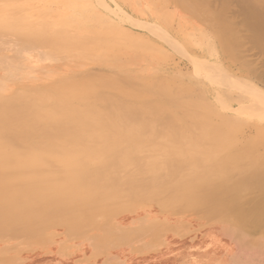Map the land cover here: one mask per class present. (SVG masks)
<instances>
[{
  "label": "rangeland",
  "instance_id": "1",
  "mask_svg": "<svg viewBox=\"0 0 264 264\" xmlns=\"http://www.w3.org/2000/svg\"><path fill=\"white\" fill-rule=\"evenodd\" d=\"M45 12L69 18L79 14L91 22L82 30L93 29L95 25L107 30L120 43L132 45L135 50L126 52L124 58L131 68L145 70L151 65L156 70L161 69L164 78H173L171 80L177 85L184 78L189 91L195 92L196 97L191 92L192 101L203 97L208 110L219 111L218 116L206 118L209 123L220 125L226 119L236 120L234 132L228 133L232 129L221 127L218 134L208 139L209 143L206 141L204 148H199L204 153L202 159L205 157L206 160L204 166L217 165L226 157L227 152H213L225 137L229 138L226 141L234 140L230 141L232 146L229 145L228 153L240 155L245 152L236 163L233 185H238L239 179L247 176V162L263 163L259 171L264 177L261 169L264 168V0H0V22L13 15L40 17ZM37 54L25 58L28 71L33 74L31 82L46 76V70L45 73L39 71L46 69L48 63ZM11 90L9 86L7 91ZM28 94L35 95L36 89ZM257 95H262L263 99ZM10 102L0 96V130ZM26 102L27 99L17 101L19 104ZM257 104L260 105L259 113ZM77 131L76 135H83ZM205 131L207 133V130L200 132ZM65 132L63 130V136ZM193 134V139L190 138L195 140ZM192 142H189L190 147L194 148ZM245 149L249 150L247 157L244 156ZM72 161V157L64 156L61 165L66 167ZM254 166L252 170H256ZM215 173L206 172L197 176L199 179L190 180L189 184L186 181L181 188L156 200L117 198V201L112 200L114 206L111 204L110 210L105 211L106 206L98 203L86 204L69 213L62 209L49 210L45 204H34L28 209L25 194L16 198L11 208L3 202L0 209V264H264V219H255L259 218L257 211L264 215L261 211L264 210V187L258 188L261 192L256 186L249 185H245L249 186L247 190L241 189L242 185L233 187L230 183H222L221 187V182L211 183L220 179ZM206 177L212 181H200ZM119 180L113 185H121ZM214 186L224 190L215 194L216 197L220 195L218 198L204 201L203 205L192 202L196 191L212 192L217 189ZM245 190L247 194L242 198ZM239 191H243L242 195ZM169 194L178 195L179 200L167 204L164 201ZM233 203L235 210L229 213ZM259 203L260 210L250 209L257 208ZM217 204L226 205L227 210L215 211L213 208ZM240 212L247 219L235 222L234 218ZM6 219L13 221L6 224ZM74 220L80 224L73 225Z\"/></svg>",
  "mask_w": 264,
  "mask_h": 264
},
{
  "label": "bare ground",
  "instance_id": "2",
  "mask_svg": "<svg viewBox=\"0 0 264 264\" xmlns=\"http://www.w3.org/2000/svg\"><path fill=\"white\" fill-rule=\"evenodd\" d=\"M87 23H91L90 20L79 14L69 18L49 12L40 14V17L13 15L0 22V96L11 100L0 130V209L3 202L11 208L16 198L25 194L28 209H32L34 204H45L49 210L56 212L62 209L69 213L86 204L98 203L106 206L103 208L105 211L113 204L112 200L117 201L120 197L159 199L206 172H216L220 179L212 181L208 176L201 178L203 183L221 182V187L222 183L233 185L236 163L245 152L240 155L228 153L232 140L226 141L229 138L224 137V140H220L222 144L215 147L213 152H227L226 157L217 165L205 167V157L202 159L204 153L199 148L211 136L218 134L221 127L232 129L228 133L234 132L236 120L226 119L220 125L209 123L207 119H210V115L218 116L219 111L208 110V104L206 106L204 98L199 96L201 94L196 93L199 96L197 100H203L192 101V95L196 97L195 92L191 91V95L184 78L177 85L171 80L173 78H164L161 69L156 70L151 65L145 70L131 68L124 58L126 52L135 48L120 43L107 30L95 25L93 29L82 30ZM123 37L128 39L126 35ZM10 51L12 54H7ZM33 53H38V57L48 65L39 71L45 73L46 70L45 78L31 82L33 74L28 71L25 58ZM9 86L12 87L11 91H7ZM33 89H36V94H28ZM257 96L261 100L262 95ZM23 99H27L26 104L17 103ZM4 129L6 132H3ZM63 130L66 131L64 136ZM77 130L83 135H76ZM192 130L199 132H194L195 140H192ZM203 130H207V133L201 134ZM189 142L194 148L190 147ZM245 150L244 156L247 157L249 150ZM64 156L73 158L66 167L61 165ZM262 164L247 162L245 165L249 172L239 179L238 185L234 184L235 187L242 185L244 187L241 189H246L245 185H249L256 186V190L264 187V177L259 171ZM252 166L256 170H252ZM118 180L121 185H113ZM218 188L212 192L198 190L191 200L198 204L211 202L216 193L224 191ZM230 188L233 189L232 186ZM251 191L248 192L252 194ZM244 194L242 198L247 191ZM169 195L164 201L167 204L179 200L178 195ZM238 202L235 201L236 204ZM235 203L233 210L230 208L232 211L228 212L235 210ZM226 208V205L217 204L213 209L223 211ZM261 208L260 204L250 209L256 212ZM261 211H264L263 208ZM259 212H256L259 218L254 215L253 220L264 219L263 213ZM234 219L241 223L247 217L240 212ZM10 221L13 220L6 219L5 223ZM79 224L78 220L73 221V225Z\"/></svg>",
  "mask_w": 264,
  "mask_h": 264
}]
</instances>
